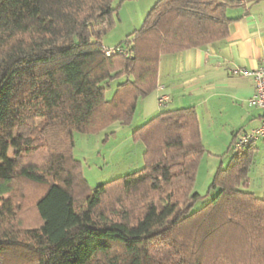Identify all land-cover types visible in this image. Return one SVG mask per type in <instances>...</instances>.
Returning <instances> with one entry per match:
<instances>
[{
	"label": "trees",
	"instance_id": "obj_1",
	"mask_svg": "<svg viewBox=\"0 0 264 264\" xmlns=\"http://www.w3.org/2000/svg\"><path fill=\"white\" fill-rule=\"evenodd\" d=\"M115 2L0 0V264H264V197L248 189L255 145L235 152L241 132L214 198L192 212L207 153L194 107L138 127L144 168L89 191L75 132L131 124L163 56L230 32L224 3L158 0L107 57Z\"/></svg>",
	"mask_w": 264,
	"mask_h": 264
},
{
	"label": "crops",
	"instance_id": "obj_2",
	"mask_svg": "<svg viewBox=\"0 0 264 264\" xmlns=\"http://www.w3.org/2000/svg\"><path fill=\"white\" fill-rule=\"evenodd\" d=\"M215 1L227 5L229 36L209 46L163 56L158 88L139 103L135 114L143 123L164 110L194 107L199 114L203 142V127L207 126L210 142L215 145L209 179L229 162L227 156L220 155L229 151L235 136L257 127L263 118V112L248 103L254 92L253 79L233 71L254 70L264 58V0ZM120 41L123 40L104 41V46L115 48ZM160 94L170 97L163 108L158 105ZM254 145V157L262 154L261 167L256 170L253 158L248 189L264 197V139ZM123 146L122 143L118 149Z\"/></svg>",
	"mask_w": 264,
	"mask_h": 264
},
{
	"label": "rangeland",
	"instance_id": "obj_3",
	"mask_svg": "<svg viewBox=\"0 0 264 264\" xmlns=\"http://www.w3.org/2000/svg\"><path fill=\"white\" fill-rule=\"evenodd\" d=\"M157 2L158 0H116L117 13H115L114 26L107 33L104 41L109 43L123 40L122 42H124L127 38L132 37L134 32L141 29ZM120 43L121 41L118 44ZM113 91L114 87L111 91H108V97ZM138 117V115L135 116L134 123L125 126L118 123L96 135L75 132L74 157L82 162L84 178L88 183L90 192L101 184L108 183L120 176L138 172L144 168L145 146L141 142L133 140V133L152 117L143 123ZM207 132V126H204V145L207 153L198 170L195 187V192L200 194L202 198L193 206L192 212L205 206L215 196V191L210 189L213 178L209 179V173L212 172L210 166H213L210 160L213 159L211 156L216 153L213 151L215 148L214 142H210V135ZM122 143L124 146L118 149ZM221 156H227L228 161L230 159L228 152ZM254 158L257 165L256 170H260L262 154L256 155ZM227 163L225 166H227ZM254 177L253 179L256 181L255 174ZM258 182H261V178ZM259 196L262 195L259 193ZM27 220L29 219L27 218ZM12 264H15V260Z\"/></svg>",
	"mask_w": 264,
	"mask_h": 264
},
{
	"label": "built area",
	"instance_id": "obj_4",
	"mask_svg": "<svg viewBox=\"0 0 264 264\" xmlns=\"http://www.w3.org/2000/svg\"><path fill=\"white\" fill-rule=\"evenodd\" d=\"M104 52L107 57H110L121 51L115 47L105 48ZM233 73L235 75H242L253 79L254 92L249 98L248 103L251 107L257 108L263 112V118L260 124L249 131L241 132L235 140L233 148L235 152H241L264 139V58L261 60L260 65L254 70L247 71L244 69H237L234 70ZM169 101L170 97L166 94H160L158 97V105L161 108L167 106Z\"/></svg>",
	"mask_w": 264,
	"mask_h": 264
}]
</instances>
